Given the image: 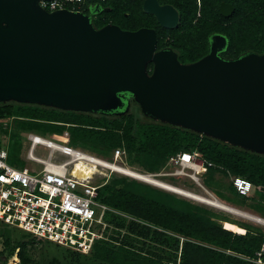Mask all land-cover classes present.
Listing matches in <instances>:
<instances>
[{"label":"trees","instance_id":"16d2710c","mask_svg":"<svg viewBox=\"0 0 264 264\" xmlns=\"http://www.w3.org/2000/svg\"><path fill=\"white\" fill-rule=\"evenodd\" d=\"M158 2L169 3L177 9L180 19L176 28H164L153 15L145 13L143 0H87L75 10L88 14L97 6L100 12H92L90 18L95 28L107 23L124 30L153 28L157 49L172 48L181 63L206 55L213 34L226 38V47L219 51L224 59H234L248 52L264 54V0ZM221 2L234 6L230 16L220 14ZM151 66L149 64V68ZM0 117L11 119L2 130L10 164L19 167L26 164L21 155L25 133L56 141L61 134L67 133L69 145L97 152L99 156H102L100 152L112 155L116 149L123 150L127 167L143 174L160 171L177 153L195 152L214 164L207 167L201 177L206 189L264 218V189H255V196H243L235 191L231 182L224 185L215 178L216 174L222 177L238 175L248 179L254 188H264L263 154L150 119L141 114L134 100L125 114L0 102ZM134 165L145 172L132 168ZM100 183L96 199L123 215L105 212L104 219L112 226L113 235L110 233L107 239L95 241L85 254L98 264H259L257 252L264 244L261 227L232 219L206 204L126 175L111 173ZM5 232L1 231L0 264H6L15 254L17 264H29L27 245L44 241L25 231L17 235ZM260 258L264 263V252Z\"/></svg>","mask_w":264,"mask_h":264},{"label":"water","instance_id":"95a60500","mask_svg":"<svg viewBox=\"0 0 264 264\" xmlns=\"http://www.w3.org/2000/svg\"><path fill=\"white\" fill-rule=\"evenodd\" d=\"M39 1L0 0V102L125 114L128 94L150 119L264 155V54L224 59L226 38L213 34L206 55L181 63L172 48L157 49L153 28H95L88 14ZM142 10L167 29L180 19L158 0ZM233 11L219 4L222 16Z\"/></svg>","mask_w":264,"mask_h":264},{"label":"built area","instance_id":"2783aa9c","mask_svg":"<svg viewBox=\"0 0 264 264\" xmlns=\"http://www.w3.org/2000/svg\"><path fill=\"white\" fill-rule=\"evenodd\" d=\"M85 1L87 0H40L39 5L47 11L63 8L76 11V7ZM10 122V118L0 117V250L2 225H9L30 233L37 240L50 241L76 252L88 253L95 241L107 239L105 230L110 225L104 219L105 212L114 211L123 215L96 199L101 183L93 181L94 172L86 178L77 177L73 173L75 159H83V156L94 158L96 155L71 146L67 141L62 143L28 133L26 139L29 147L25 155L31 165L19 167L10 164L7 161V149L1 146L2 130ZM43 142L52 145L46 146ZM38 146L48 148L49 151L43 156L36 155L35 149ZM56 153L60 156L57 157ZM121 154L124 151L120 149L113 152L114 157ZM171 161L191 171L167 172L164 167L156 173L145 175L161 177L183 174L199 183V175L206 172L207 167L214 166L195 152L188 151L177 153L170 158ZM229 176L239 195L248 196L252 193L254 186L248 179L238 175ZM262 252L264 244L261 251L257 252L259 258L256 262L259 264H264L260 258ZM11 258L18 261L16 254Z\"/></svg>","mask_w":264,"mask_h":264},{"label":"rangeland","instance_id":"374dc122","mask_svg":"<svg viewBox=\"0 0 264 264\" xmlns=\"http://www.w3.org/2000/svg\"><path fill=\"white\" fill-rule=\"evenodd\" d=\"M27 135V133H25ZM68 135H66L65 133L61 134L59 136V141H61L62 143H65L68 140ZM1 146H4L6 148V141L1 143ZM29 147V142L27 141V139L24 140L23 142V150H22V157L25 160L26 165H31V162L26 158V153ZM49 151L48 148H44V147H36L35 149V154L36 155H44L45 153H47ZM88 151V149H87ZM91 152V150H90ZM93 152V153H92ZM92 154H95L96 156L108 161V162H114L117 163L120 166H129L126 163V158H125V154H121L118 157H114V155L112 154H105L103 152H100L99 154H101L102 156L97 155V152L92 151ZM58 155L57 157H59V154H55ZM132 168L139 170L141 172H145L144 170H142L141 168H139L137 165L131 166ZM97 171H95L92 174V179L93 181H95L96 183H99L102 181V179H105L107 177L110 176L111 173H118L121 175H126L117 171H113L111 169H107V168H103V167H97L96 168ZM178 170L180 173H183L182 171L185 172H189L191 171L189 168H182L179 164L175 163L174 161H169L165 171L167 172H174ZM129 176V175H126ZM203 176V173L201 175H199V183L194 181L193 179L185 176V175H165V176H153V178L156 179H160L164 182L170 183L172 185L176 184L177 187H180L182 189L188 190L190 192H195V194H200L201 196H205L207 198L210 197V194L212 195V197L217 198L218 200H220L217 196L214 195V193H212L211 191H208V189H206L202 184H201V177ZM131 177V176H129ZM133 178V177H131ZM215 178L220 179L222 184L227 185L229 184L230 181V176L228 177H222L219 174H216ZM136 179V178H135ZM138 180V179H137ZM141 181V180H140ZM144 182V181H143ZM147 183V182H146ZM151 185V184H150ZM174 185V186H176ZM155 186V185H153ZM158 187V186H156ZM160 188V187H159ZM164 189V188H162ZM255 189H261L260 187H255L251 193V196H255ZM167 190V189H164ZM169 191V190H168ZM174 193V192H173ZM177 193V192H176ZM179 195V194H178ZM181 196V195H179ZM184 197V196H182ZM186 198V197H185ZM190 199V198H188ZM192 201H195L193 199H190ZM222 201V200H220ZM198 202V201H195ZM224 202V201H222ZM198 203H202V202H198ZM226 203V202H225ZM203 204V203H202ZM205 204V203H204ZM229 204V203H227ZM207 205V204H206ZM231 205V204H229ZM209 208H213L216 211H219L221 213L226 214L227 216H229L232 219H236V220H240V221H244V222H248L254 226H259L264 230V225L260 224V223H256L250 220H247L245 218L242 217H238V216H234L233 214H230L228 212L222 211L220 209H217L215 207H212L210 205H208ZM232 206V205H231ZM238 208V207H235ZM245 208V207H244ZM239 210H241L240 208H238ZM245 210L247 212H251L249 209H242ZM252 213V212H251ZM255 214V213H253ZM255 216H258L257 214H255ZM227 222V221H226ZM1 231H6L8 234L10 235H17V234H22L25 233L22 230H19L17 228L14 227H10L7 225H2ZM106 231V236H108L110 233L113 235L112 232V226L108 227ZM5 232V233H6ZM124 233V230L121 231V234ZM27 250H28V256L30 258V263L29 264H98L97 262L93 261L92 259H90L87 255L83 254V253H72L71 250H69L68 248L65 249L62 246H56L55 243L53 242H45V241H34L33 243H29L27 245ZM17 262H15L14 258H10L7 260L6 264H14ZM165 264H171V263H165Z\"/></svg>","mask_w":264,"mask_h":264},{"label":"bare ground","instance_id":"6f19581e","mask_svg":"<svg viewBox=\"0 0 264 264\" xmlns=\"http://www.w3.org/2000/svg\"><path fill=\"white\" fill-rule=\"evenodd\" d=\"M45 143L46 146H51L52 144H49L47 142H43ZM93 156V155H92ZM85 159V160H83ZM83 159H75L74 160V166H73V173L75 175H77V177H82V178H86V177H90V175L97 171L96 168L97 167H103V168H107V169H111L113 171H117L126 175H129L133 178H136L138 180L147 182L151 185H155L158 186L160 188H164L167 189L171 192H174L181 196L193 199L195 201L198 202H202L203 204H207L210 205L212 207H215L217 209H220L222 211L228 212L230 214H233L234 216H238V217H242L245 218L247 220L256 222V223H260L264 225V219L258 218V216H255V214L251 213V212H247L245 210L240 211L238 208L237 209H231L228 206H231L225 202H222L220 200H218L217 198L212 197V195L210 194V197L207 198L205 196H201L200 194H195V192H190L188 190L182 189L180 187H177L164 182L160 179H156L151 177L150 175H145V173H140L138 171H135L133 169H130L128 167L125 166H120L117 163L114 162H108L100 157H96L94 156V158H86L85 156H83ZM245 211V212H243Z\"/></svg>","mask_w":264,"mask_h":264},{"label":"flooded vegetation","instance_id":"af4514ba","mask_svg":"<svg viewBox=\"0 0 264 264\" xmlns=\"http://www.w3.org/2000/svg\"><path fill=\"white\" fill-rule=\"evenodd\" d=\"M100 12V9H96V11H95V13H99ZM88 15L90 16V18H91V15H92V11L90 12V13H88ZM166 48H170V47H166ZM175 53H176V51H175ZM177 58H178V54H177ZM190 63V62H189ZM125 97L126 98H128L129 100H130V104H131V100L132 99H130L129 97H128V94H125Z\"/></svg>","mask_w":264,"mask_h":264},{"label":"crops","instance_id":"0c3cea01","mask_svg":"<svg viewBox=\"0 0 264 264\" xmlns=\"http://www.w3.org/2000/svg\"><path fill=\"white\" fill-rule=\"evenodd\" d=\"M209 191V190H208ZM215 195V194H214ZM216 196V195H215ZM219 198V197H218ZM220 199V198H219ZM220 200H222V201H224V202H226V203H229V204H231L232 206H234V207H238V208H240V209H246V208H242V207H240V206H236V205H234V204H232V203H230V202H227V201H225V200H223V199H220ZM251 211V210H250ZM252 213H255V214H257L258 216H259V214L258 213H256V212H253V211H251ZM263 218V217H262Z\"/></svg>","mask_w":264,"mask_h":264}]
</instances>
